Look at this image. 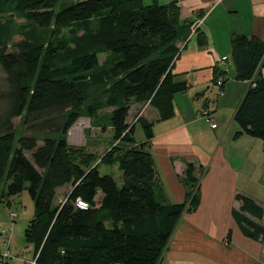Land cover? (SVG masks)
I'll use <instances>...</instances> for the list:
<instances>
[{"label": "trees", "instance_id": "trees-1", "mask_svg": "<svg viewBox=\"0 0 264 264\" xmlns=\"http://www.w3.org/2000/svg\"><path fill=\"white\" fill-rule=\"evenodd\" d=\"M16 18L26 27L15 29ZM192 25L182 21L177 2L0 0V67L7 84L1 94L0 208L28 191L34 217L25 237L35 264H159L183 215L199 208L202 167L186 164V199L169 203L148 149L153 124L137 115L134 122L146 135L138 144L135 124L128 122L134 105L149 104L161 120L174 116V97L192 88L177 80L179 44L192 36L200 47L209 44L200 28L192 34ZM231 48L236 80L250 81L234 115L235 136L264 143V41L233 34ZM211 73L210 83L222 79V89L227 71L216 63ZM105 110L113 132L105 154L68 142L81 115L97 121ZM18 118L34 134L20 135ZM102 166H116L122 183L102 174ZM68 186L65 200L55 205L58 189ZM78 200L88 207L79 208ZM236 200L240 208L232 215L243 235L261 241L264 207L245 194Z\"/></svg>", "mask_w": 264, "mask_h": 264}, {"label": "crops", "instance_id": "crops-1", "mask_svg": "<svg viewBox=\"0 0 264 264\" xmlns=\"http://www.w3.org/2000/svg\"><path fill=\"white\" fill-rule=\"evenodd\" d=\"M145 1L177 2L182 21L202 20L200 29L209 38L206 47L199 46L196 36L179 44L181 54L175 67V73L180 74L177 80L190 82L192 88L174 97L175 112L171 119L161 120L158 111L149 104L134 105L130 111L131 116L133 108L140 109L138 117L153 124L154 137L148 149L154 157L164 197L169 203H182L186 199L187 188L183 182L186 164L202 167L201 204L194 213L183 215L159 264H264V237L256 241L244 236L232 215L234 209L240 208L236 200L238 194L248 195L264 207V202L248 189L251 183H260L258 164L251 159L252 152H244L245 147L231 152L224 146L225 139L236 132L234 117L220 131V123L225 121L218 113L213 114L211 118L219 123L213 129L200 115L197 104L191 102L193 92L202 91V96L206 95L204 89L210 84L211 68L216 63L227 74L230 69L234 71L230 83L246 84L249 88L250 81L236 80L231 37L245 34L264 41V0ZM224 57H227L225 62L222 61ZM228 81L224 82L222 94L226 95L230 90L225 89ZM212 169L219 172L221 181L225 180L227 171L235 175L238 186L235 184L233 202L225 200L219 177L214 181L213 190L209 189ZM260 223L264 227V219Z\"/></svg>", "mask_w": 264, "mask_h": 264}, {"label": "rangeland", "instance_id": "rangeland-1", "mask_svg": "<svg viewBox=\"0 0 264 264\" xmlns=\"http://www.w3.org/2000/svg\"><path fill=\"white\" fill-rule=\"evenodd\" d=\"M26 24L27 23L24 19H15V29L26 27ZM105 57V55L100 56V61L103 62ZM229 72L230 73L224 77V80L228 81L229 79V81L226 82L225 89L230 90L227 91L226 95L222 94V89L215 83H210L204 89L206 91L205 96H202V91L193 92L191 95V102L197 104L196 106L199 107V113L204 119L205 117L203 114V109L205 108L204 105L207 100L209 103L208 109L206 110L211 112V117L213 114L217 115V113L223 117L225 122L220 123V131H222L228 125L229 121L233 119L234 114L243 100L248 88V85L246 84L230 83V79L234 77V71L230 69ZM6 88V75L3 69L0 67V113L6 107L5 102L1 99V94L6 90ZM96 95L97 92L93 94V96ZM194 97L195 99L193 100ZM108 112L109 110L100 112L97 117V121L89 118L87 115H81L79 120L67 134L68 142L73 146L85 147L88 152L94 153L99 157L105 154L113 142V132L110 130L108 120L106 119ZM139 113L140 109L135 110L133 108L128 122L132 125L135 124L134 137L136 142L143 143L146 141V135L142 124L133 122ZM14 122L19 128L18 131L20 135L29 136L34 134L33 131L27 129L26 127H21V120L19 118ZM214 123L219 124L216 120ZM235 126L237 127V125ZM236 127L235 131L237 132L239 129ZM236 132H233V134L229 135L228 138L225 139L224 146L227 147L231 152H233L232 149L238 148L242 150L244 147L246 148L244 152H252L251 159L256 164H258L260 183L258 185L251 183L248 189L255 195V197L264 202V143L259 139L250 136L248 137L245 134L236 137ZM36 136L39 139H42L44 135L37 134ZM39 144L41 145L42 141H39ZM204 170L207 172L206 167ZM227 172L228 173H226L225 180L221 181L222 177L220 176L219 172L217 170L213 172L212 169V178L210 177L211 180L209 189L211 191L213 190L212 188H214V181L217 177H219V180L222 183V185H220V191H223V194L225 193V200H230L233 202V199L235 200L234 195L236 190L234 188L235 184L238 182H235V175L229 171ZM101 173L111 174L115 177L118 184L122 183V172L119 171L116 166H102ZM236 185L238 186V184ZM243 187L241 190H243ZM70 191L71 187L69 186L58 189L56 198L54 200L55 205L63 202L66 198V195ZM229 192H231V194ZM5 202H7L6 199ZM7 205L8 204L3 205L0 208V264H35L33 259V245L27 243L25 237L26 229L34 217V202L26 190L22 194L10 198V206Z\"/></svg>", "mask_w": 264, "mask_h": 264}, {"label": "built area", "instance_id": "built-area-1", "mask_svg": "<svg viewBox=\"0 0 264 264\" xmlns=\"http://www.w3.org/2000/svg\"><path fill=\"white\" fill-rule=\"evenodd\" d=\"M202 24H203V21L202 20H197V21H195V23L192 25V34H194L201 26H202ZM227 60V57H224L223 59H222V61H226ZM222 84H223V80L222 79H220L219 81H218V87H221L222 86ZM203 114H204V117H205V119L207 120V122H209L210 124H211V127L213 128V129H215V128H217V125L214 123L215 121L211 118V116H210V113L207 111V110H204L203 111ZM77 206L79 207V208H81V209H86L88 206H87V204L86 203H84V202H82L81 200H78V202H77Z\"/></svg>", "mask_w": 264, "mask_h": 264}, {"label": "water", "instance_id": "water-1", "mask_svg": "<svg viewBox=\"0 0 264 264\" xmlns=\"http://www.w3.org/2000/svg\"><path fill=\"white\" fill-rule=\"evenodd\" d=\"M141 147H142V145H141Z\"/></svg>", "mask_w": 264, "mask_h": 264}]
</instances>
